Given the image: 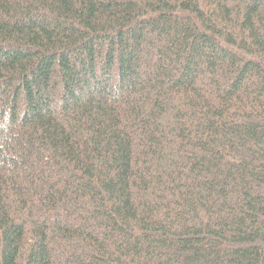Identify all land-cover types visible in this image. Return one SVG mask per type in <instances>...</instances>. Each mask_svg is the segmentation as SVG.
Returning <instances> with one entry per match:
<instances>
[{
    "label": "trees",
    "instance_id": "1",
    "mask_svg": "<svg viewBox=\"0 0 264 264\" xmlns=\"http://www.w3.org/2000/svg\"><path fill=\"white\" fill-rule=\"evenodd\" d=\"M0 264H264V0H0Z\"/></svg>",
    "mask_w": 264,
    "mask_h": 264
}]
</instances>
